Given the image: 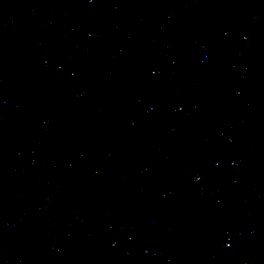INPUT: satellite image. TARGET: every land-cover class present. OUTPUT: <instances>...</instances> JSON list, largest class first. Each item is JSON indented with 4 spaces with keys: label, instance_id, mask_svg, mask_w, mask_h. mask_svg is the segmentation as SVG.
I'll return each mask as SVG.
<instances>
[{
    "label": "water",
    "instance_id": "95a60500",
    "mask_svg": "<svg viewBox=\"0 0 264 264\" xmlns=\"http://www.w3.org/2000/svg\"><path fill=\"white\" fill-rule=\"evenodd\" d=\"M0 130L170 264H264V0H0Z\"/></svg>",
    "mask_w": 264,
    "mask_h": 264
}]
</instances>
